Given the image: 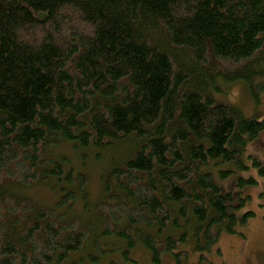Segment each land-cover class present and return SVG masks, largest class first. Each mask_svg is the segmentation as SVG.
<instances>
[{
	"label": "trees",
	"instance_id": "16d2710c",
	"mask_svg": "<svg viewBox=\"0 0 264 264\" xmlns=\"http://www.w3.org/2000/svg\"><path fill=\"white\" fill-rule=\"evenodd\" d=\"M238 82L259 104L264 0H0V264H102L109 238L153 264H187L193 241L191 264H205L255 216L215 169L225 179L252 160L264 175L245 154L261 111L211 93ZM64 144L105 161L98 200ZM33 186L56 204L21 194Z\"/></svg>",
	"mask_w": 264,
	"mask_h": 264
},
{
	"label": "rangeland",
	"instance_id": "374dc122",
	"mask_svg": "<svg viewBox=\"0 0 264 264\" xmlns=\"http://www.w3.org/2000/svg\"><path fill=\"white\" fill-rule=\"evenodd\" d=\"M218 102L228 105H235L243 110L247 115H252L256 109L261 111L264 117V93L260 97V103L257 104L253 99L250 89L245 83H233L227 86L223 91L214 90L211 92ZM264 131L260 136L249 142L245 154H252L256 159H260L264 165ZM60 153L69 157L72 165L77 169L83 168L90 175L91 200H98L101 193L100 173L105 168V161H97L92 155H87L86 160L82 158L80 153L70 144H64ZM254 158V159H255ZM248 162V158H246ZM251 166L248 170L237 169L227 178H223L220 174V169H215L216 182L220 186L224 195L232 196L231 203L239 206L238 214H243L251 211L255 214L249 220L248 225L239 228L236 234L223 233L219 243L213 251L206 253L207 261L205 264H258L257 252L252 251L250 246L259 245V242L264 241V226L260 221V217L264 214L262 209V201L264 192V175L260 172L258 166L253 165L252 160L249 163ZM253 178L254 182H248V179ZM21 194L31 196L33 199L46 206L56 204L57 196L48 187L33 186L28 190H20ZM248 232L251 244L246 247V239L242 237ZM243 239V240H242ZM105 243L113 245L114 253L111 261L103 260L102 264H153L149 250L143 246H139L135 251L129 252V259L124 255V242L109 238L104 240ZM89 245L87 246L88 250ZM184 248L189 250V257L184 258L187 264L196 262L200 258V254L193 250V241H190ZM91 249V248H90ZM74 262L71 264H93L91 263L89 253L75 254ZM113 262V263H112ZM162 264H178L175 257L165 255Z\"/></svg>",
	"mask_w": 264,
	"mask_h": 264
},
{
	"label": "flooded vegetation",
	"instance_id": "af4514ba",
	"mask_svg": "<svg viewBox=\"0 0 264 264\" xmlns=\"http://www.w3.org/2000/svg\"><path fill=\"white\" fill-rule=\"evenodd\" d=\"M263 148H264V144H263ZM263 196V201L261 202L262 204V209L264 210V192L262 193ZM260 221L263 223L262 226H264V214L260 217ZM248 229L245 230L246 231V235H243L242 237H244V239H246V247L249 246V244H251V241L249 239V230L250 228L247 227ZM264 228V227H263ZM243 240V239H242ZM259 245L255 246H250V248L252 249V251H256L257 252V263L258 264H264V241L263 242H259Z\"/></svg>",
	"mask_w": 264,
	"mask_h": 264
}]
</instances>
